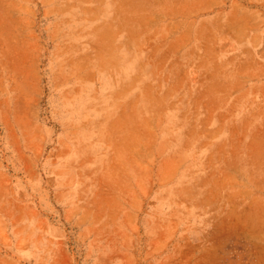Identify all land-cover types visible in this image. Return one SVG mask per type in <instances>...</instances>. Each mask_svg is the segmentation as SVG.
<instances>
[{
	"label": "rangeland",
	"instance_id": "374dc122",
	"mask_svg": "<svg viewBox=\"0 0 264 264\" xmlns=\"http://www.w3.org/2000/svg\"><path fill=\"white\" fill-rule=\"evenodd\" d=\"M0 264H264V0H0Z\"/></svg>",
	"mask_w": 264,
	"mask_h": 264
},
{
	"label": "bare ground",
	"instance_id": "6f19581e",
	"mask_svg": "<svg viewBox=\"0 0 264 264\" xmlns=\"http://www.w3.org/2000/svg\"><path fill=\"white\" fill-rule=\"evenodd\" d=\"M174 11V10H173ZM178 11V10H177Z\"/></svg>",
	"mask_w": 264,
	"mask_h": 264
}]
</instances>
